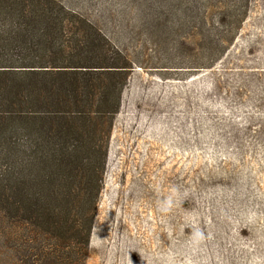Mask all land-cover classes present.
<instances>
[{"label":"rangeland","instance_id":"rangeland-1","mask_svg":"<svg viewBox=\"0 0 264 264\" xmlns=\"http://www.w3.org/2000/svg\"><path fill=\"white\" fill-rule=\"evenodd\" d=\"M59 1L134 63L100 125L83 264H264V0H214L203 24L178 14L154 27L148 0ZM32 230L0 206V264L20 263Z\"/></svg>","mask_w":264,"mask_h":264},{"label":"trees","instance_id":"trees-1","mask_svg":"<svg viewBox=\"0 0 264 264\" xmlns=\"http://www.w3.org/2000/svg\"><path fill=\"white\" fill-rule=\"evenodd\" d=\"M213 1L148 0L142 18L203 24ZM133 68L96 23L59 0H0V206L5 219L33 227L19 264L84 263L106 160L98 142L109 135L99 136L100 125L117 114Z\"/></svg>","mask_w":264,"mask_h":264}]
</instances>
